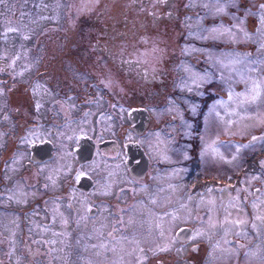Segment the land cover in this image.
<instances>
[{
	"label": "rangeland",
	"instance_id": "1",
	"mask_svg": "<svg viewBox=\"0 0 264 264\" xmlns=\"http://www.w3.org/2000/svg\"><path fill=\"white\" fill-rule=\"evenodd\" d=\"M146 4L148 10L145 8ZM261 5H264V0H169V5L167 0H3L0 3V59L6 70H0V81L4 82L0 85V113L4 105L14 100V95L12 100L7 97L8 82L35 80L39 88L33 86L32 94L37 106L41 102L42 112L45 104L56 107L52 101L58 96L51 94L55 87L64 90L61 95L63 99H59L68 108L76 106L78 102V99L75 100L67 94V91H70L68 86L74 92H83L90 86L94 87V82H102L105 91H110L106 96L122 103L126 110L124 114L126 124L122 121V114L117 113L114 116L117 130L112 132L101 128L99 132L96 122L100 116L96 113V116L91 114L88 117L85 111L93 103L82 104V112H79V108L72 112L78 120L64 122L67 118L63 114L59 115L55 110L56 117L50 124H45L43 134L54 142L53 144L60 151L55 153L53 159L43 164V167L38 168L39 172H31L27 169L26 153L13 149L7 153L0 152V264H23L19 260L14 261L11 257L7 258V255L12 254L14 243L20 240L18 234L21 232V221H27L32 217L30 213L24 214V210L21 213L15 210L26 206L29 198L34 197L36 193L39 194V185L32 184L33 180L38 178L39 182L52 186L49 192L57 194L64 192L62 185L65 179L75 176L74 171L77 172V176L80 175V170L84 171L79 167L75 170V156L77 164L78 159L82 160L81 164L86 162V158L83 159L81 155L83 145L87 143L91 145L92 139L99 133L97 148L104 147L102 146L104 142H101L104 139L121 140L122 143L119 145L128 143L133 148V153L137 151V146L129 140L126 141L132 139L148 149V159L151 162V187L155 184L157 192L151 190V202L145 200L148 193L146 195L142 193L148 186L146 184L132 186V197L124 195L125 221H129L130 225L137 224L140 230L147 229L146 234H151L149 262L146 264H180V258H174L172 253H176L181 244L174 239L171 228L180 223L191 224L189 208L183 207L185 202L182 200L175 199L179 188H176L173 197L161 195L165 190L162 189L167 178L176 177L175 174L165 171L170 170V167L163 162L183 161L174 165L175 167L172 166L180 171L177 176L185 173L189 162L185 156L182 157L180 152L182 150L169 147L170 141L173 143L188 134L197 136V140L201 141V135L204 133V147L209 150L208 153L205 150L203 152L204 160H207L204 167L217 174L227 173V170L229 172L235 170L237 173L234 187L237 194L236 205L230 206L228 210L235 209L232 213L238 214L237 207L252 209L251 200L254 198V190L262 178L256 170L262 164L264 157V123L261 129L251 130L249 136L246 135L251 150L259 152L263 149L251 169L250 161L244 163V160H252L255 152L252 153L244 147L237 148V142L232 148L225 146L217 150L213 148V144L219 134L220 140L228 138L233 140L236 134L245 135L247 130L264 122V90L262 91L264 8ZM158 7H165L168 12L159 22L163 35L157 37L155 41L162 42L163 39L164 42H173V34L169 38L165 33L171 32L169 28L176 24L179 26L176 30L180 33L174 37L183 40L176 44L174 52L167 51V56L164 52L159 55L158 50L151 53V40L141 45L139 43V47L144 48L143 52L134 50V47L127 50L125 46H132L133 41L135 39L139 41L142 36L135 34L131 29V19L128 21L121 18L122 12L125 9L133 12L136 8L141 10L144 8L147 12ZM160 42H157V45L162 46ZM135 46H137L136 41ZM81 49H85L86 53L83 54ZM121 53L125 61H122ZM36 56L40 59L41 65L38 64ZM117 59L119 61H115ZM137 59L142 63L140 67L143 65L149 73L146 74L147 76L139 67L136 68ZM69 81L72 82L68 84ZM212 82L217 91V97L212 99V107L215 111L212 110L203 117L199 124L200 117L198 116V120L195 119L192 107L195 105L204 112L207 109L206 105L210 103L207 100L210 99L200 100L195 94L199 92L203 95L207 91L212 95L209 88ZM220 86L227 88V95L219 90ZM196 87L198 90L195 89ZM35 93H38L36 98ZM78 94L81 96V93ZM71 95L77 96V94ZM155 95L156 101L153 103ZM219 96L221 97L218 98ZM225 99L229 101L222 108ZM31 102L29 100V103ZM142 118L146 120L145 123H141ZM193 119L196 120V127L193 126L195 123L192 125ZM87 122L90 126L86 133ZM186 122V127L190 128V131L184 133L182 127ZM201 129L203 133L200 132ZM143 130L145 131L142 134ZM228 132H233L234 137H227ZM179 133L181 136H176ZM25 135L23 142L31 143L29 151L34 145L40 147L39 151L44 153L50 146L53 148L51 144H47L49 142L32 144L30 140L35 139L32 126L27 128ZM221 145L220 142L219 146ZM100 150L103 152L97 157L101 170L98 174L113 170L110 168L112 162L108 161L122 160L119 163H126L130 158L129 156L123 158L120 154L112 157L115 153L113 148L104 147ZM224 152L230 153V159ZM216 157L220 158L217 163L213 162ZM142 160L145 162L144 158ZM245 174L247 178L244 177ZM105 176L101 175V177ZM96 177L100 178L99 175ZM24 179H27L29 184H20L25 182ZM85 179L86 176L81 175V180ZM106 179L107 177L104 178ZM97 180L95 197L100 202V199L104 198L101 193L103 182ZM119 184L115 181L113 183L114 187ZM173 184L176 186L177 182ZM107 191H111V188ZM215 193L216 190L209 188L202 197L207 196L210 199ZM194 197L197 200L200 196H188L187 201L191 202ZM133 199L135 200L131 210L127 211L126 205ZM261 200L258 208L262 212L264 193ZM81 202L84 206V197ZM100 207L102 210L106 208L101 203ZM180 207L182 208L179 213L174 211ZM59 208H62L61 203ZM151 210L152 215L157 214V216L151 217ZM60 214L63 216L59 217V222L55 217L53 227L43 229L34 222L32 225L35 226L34 235L47 236L44 245H50L51 250L46 248L45 252L50 257L57 256L58 260L54 263L82 264L85 224L82 221L73 222L71 215L66 217V213ZM258 214L259 212L256 215ZM258 220L260 217L257 216ZM80 224H82L81 228H79ZM92 239L89 250L93 254V264L102 263L103 252L115 257L114 262L110 261L112 264H136L142 262L144 258L147 259V254L137 241L131 240V243H125V239V244L120 243L122 247L115 248L116 252H113L104 241L103 233L94 234ZM260 244L264 248V239ZM37 245L44 246L42 242H38ZM254 246L257 247L258 244ZM221 258L222 260L217 264H226L228 258L226 256ZM255 264L262 262L257 261Z\"/></svg>",
	"mask_w": 264,
	"mask_h": 264
},
{
	"label": "flooded vegetation",
	"instance_id": "2",
	"mask_svg": "<svg viewBox=\"0 0 264 264\" xmlns=\"http://www.w3.org/2000/svg\"><path fill=\"white\" fill-rule=\"evenodd\" d=\"M36 58L38 64L41 65L38 56H36ZM0 70H6L1 59ZM35 82V80H29L28 82H20L18 80L6 83L8 86L7 97H10V100H12L14 95V100L4 105L0 113V141H2L0 142V152L7 153V151L13 149L14 151L26 153L28 162L27 169L31 172H39L38 168L43 167V164L53 159L55 153L60 151L59 148L53 144L54 142L50 141V139L43 134L45 124H50L56 117V114H54L55 110L59 112V115L63 114V116L67 118L64 122L75 121L78 119L73 115V110H78L79 108V112H82V104L93 103L91 106L87 107L85 111L88 117H90L91 114L96 116V113L100 116L96 122L99 132H101V128L104 131L110 130L114 132L117 130L116 119L114 118L117 113L122 114V121L125 123L124 114L126 110L123 108L121 102L113 97L108 98L105 95L110 93V91H105L102 82H94V87L90 86L87 91L83 92H74L73 89L68 86L70 91H67V94L75 98V100L78 99L76 106H69L68 108L60 101V99H63L61 95H63L64 90L57 89L55 85L51 84L55 87V89L51 91V94L53 96H58V98L56 97L52 101L56 107L45 104L43 112L40 110L41 102L39 106H37L34 95L32 94L33 86H36V89L39 88L38 84ZM71 82L72 81H69L68 84ZM2 83L4 82L0 81V85ZM78 93H81V96H79ZM37 94L38 93H35V98ZM71 94H77V96ZM29 100L32 102L29 103ZM86 106L87 105H84V107ZM57 119L58 118H56V120ZM140 121L141 123H145L146 120L142 118ZM30 124L35 131V136L33 137L35 139L30 140L32 144L33 142H49L47 144H51L53 148L50 146L45 153L39 151L41 149L40 147H38L35 152L29 151L31 143H25L23 140L26 136L25 132L27 128L31 127ZM81 125L85 126V124L82 123ZM89 126L90 123L87 122L86 133ZM143 128L145 129L144 124ZM119 131L124 132V130ZM144 131L145 130H143L142 134ZM99 135L100 133L96 138L92 139L91 145L88 143L83 145L82 151L86 150L87 152L81 155L83 158H86V162L81 164L82 160L79 161L78 159L77 164L75 156V170L79 167L80 169H84V171L80 170V175L78 176L77 172L74 171L76 174L75 176L73 175L65 179L62 185V190L64 192L61 194L49 192L52 186L49 187L47 184L39 182L38 178L33 180L32 184L39 185V194L36 193L34 197L29 198L26 206L15 210L20 213L24 210V214L30 213L32 217L27 219V221H21V232L18 234V239L20 240L14 243V251H12L11 255H7V258L10 259L11 257L14 261L19 260L23 262V264H56L54 261L56 262L58 260L57 256L50 257V255L45 252L46 248H50L49 251L51 250L50 245H44L45 239H48L47 236H35V226L32 227V225L36 222L43 229L45 227H53L55 217H57V221L59 222V217L63 216V214L60 213H66V217L72 216L73 222L82 221L85 224L83 228L84 263L82 262V264H93V254L89 250V247L93 241L92 236L97 233H103L105 238L104 241L112 248L113 252H116L114 250L115 248L122 247L120 243H124L125 239V243L131 240L139 242L141 248L147 254V259L144 258L142 262L136 264H146L149 262L148 250L149 243L151 242V234H146L147 229L140 230L137 224L130 225L129 221H125L124 216V195L129 197L133 196L132 186H139L141 184L148 185L143 189L142 193L145 195L148 193L145 200L149 202H151V190L157 192L155 184H152L151 187V162L148 159V149L145 145L141 144L140 146L142 148H139L136 144L139 142L127 139L126 141L129 140L135 143L138 148L137 151L132 153L133 148L130 147L128 143L120 146L119 144L122 143L121 140L104 139L101 141L104 142L102 146L115 150L112 157H115L116 154H120L123 158L126 156L130 158L127 159L126 163H119L122 160L108 161L112 162L110 168L113 170L109 173L104 172L98 174L101 170L99 168V163H97V157H100L103 152L100 149H104V147L97 148L99 145ZM143 138H145V136H143ZM73 143H75V140ZM171 144L170 141L169 147H171ZM178 147L179 142L175 140V142H173V148H171L178 150ZM247 149L251 150V146L249 145ZM262 150L259 152L251 150L252 153L255 152L252 156L253 159L244 160V163L245 161H250V169L256 164ZM141 155L144 156L145 162H143ZM192 158V156H189L190 160ZM163 163L169 165L170 170L172 169V171L169 169L165 171H169L170 174H175L176 177H174L175 179L172 176L167 178V182L162 189L165 190L162 191L163 194L161 195L173 197L174 191H177L176 188H179L178 193L175 195V199L185 202L183 207L187 206L190 211L189 221H191V224L180 223L172 227V230L170 229L171 232H174V239L181 244L180 249L176 253H172L174 258H180V264H217L222 260L221 257L223 256L228 258L226 264H255L257 261H261L262 264H264V248H262L260 244V241L264 239V210L261 212L258 208L259 203L262 201L261 196H263L264 193V157H262V164H260L256 170V173L262 176V178L258 187L255 188L254 198L251 200L253 208L246 209L237 207L239 209L238 214L232 213L235 212V209H232V211L228 210L230 206L236 205L235 201L237 194L234 191V187L237 173L235 170L233 172H228L225 177L220 179L223 182L226 181L224 185L215 184L211 187V189L216 190V193L212 194L209 199L207 196L202 197L204 192L208 189L205 191L195 189L193 172L189 171L188 163L186 171L182 176H177L180 174V171L173 167H175L174 165L176 164L183 163V161H164ZM240 172L243 173L241 170ZM83 174L86 176L85 180H81V175ZM103 174L106 175V180H104L105 177H101ZM96 175H99L100 178L96 177ZM158 175L160 174L158 173ZM215 175H217V173H214L212 177ZM244 177L247 178V174H245ZM97 179L103 182L101 193L104 198H101L100 202L95 197V188H97L98 183ZM179 179H181V181H178ZM24 180L25 182H21L20 184H29L27 183V179ZM114 181L120 184L114 187ZM173 182H177V185L175 186ZM110 188L111 191H107V189ZM230 188L232 190L231 192ZM222 190H224V192ZM124 191H126V193H124ZM170 191H172V193ZM112 193L114 194L113 196ZM188 196L200 197L197 200L196 197H194L191 202H188ZM82 197H84V206L81 202ZM135 199L127 203V211L131 210V206ZM60 203L62 204V208H59ZM100 203L106 207L104 210L101 209ZM86 207L88 208L86 209ZM181 208L182 207L176 208L174 211L179 213ZM258 212L259 214L256 215ZM155 216H157V214L151 217ZM257 216L260 217L258 221ZM78 217L82 218L79 219ZM236 219L238 221H235ZM81 227L82 224L79 225V228ZM103 230L105 232H103ZM38 242H42L44 246L39 247L37 245ZM256 244H258L257 247L254 246ZM166 250L168 252L170 251V249ZM218 253H220V255ZM113 257V255L103 252V258H101L102 263L97 262L95 264H110L114 262L115 257Z\"/></svg>",
	"mask_w": 264,
	"mask_h": 264
},
{
	"label": "trees",
	"instance_id": "3",
	"mask_svg": "<svg viewBox=\"0 0 264 264\" xmlns=\"http://www.w3.org/2000/svg\"><path fill=\"white\" fill-rule=\"evenodd\" d=\"M167 4L169 5V0H167ZM145 8L148 10L147 4L145 5ZM167 12H168V10L165 7H158V8H155V9L147 11V12H145L144 8L142 10L139 9V8H136L135 10H133V12L128 11L127 9H125L124 12H122L121 18L122 19L125 18L128 21L131 19V23H132L131 29L133 31H135V34H139V36L140 35L142 36L139 39V41H137L135 39L133 41V45L132 46H125V48L127 50H130L131 47H134V50H137V51L139 50L140 52H143L144 48L139 47V43L141 45V43L143 44L144 42H146V41L149 42L151 40V47H152L151 48V53L154 52L155 50H158V54L159 55H161V53L164 52V55L167 56L168 55L167 51L174 52L176 44H179L183 40V39H179V38H175L174 37L176 34L180 33L178 30H176V28L179 27L178 24H176V26H171L169 28V30L171 32L166 31V33H165V35H168L169 38L172 37L171 35L173 34V42H171V43L167 42V41L164 42L163 39L161 40L162 42L155 41V39L157 37H162V35H163L162 34L163 29H160L159 22L161 20H163V18H165ZM135 41L137 42V46H135ZM157 42H160L162 44V46L157 45ZM125 43L126 42H124V44ZM81 50H82V52H84L83 54L86 53L85 49H81ZM121 57H122V61H125V58L123 57L122 53H121ZM115 61H119V59H117ZM136 64H137L136 68L139 67L144 75L149 74V73L146 72V69L143 68V65L140 67V65L142 63L140 62L139 59L136 60ZM123 67H124V65H123ZM225 84L227 85V83H225ZM215 90H216V86H212L211 89H210V92L212 93V95H209L207 91H205V94H203V95H201L199 92L195 94L196 96L199 97L200 100H202V99L203 100L210 99V100H207L210 103H209V105H206L207 109L204 110V112H202V110L199 111V109L196 108L193 103H190L191 105H194L192 107V111L194 113V116H196V120H198V116L200 117L199 124H200L202 118L205 117L206 115H208L213 110L212 99L213 98L215 99L217 97V91H215ZM219 90L222 93H225L226 95L228 94L227 88L225 86H220ZM263 90H264V86H263L262 91ZM221 96H219L218 98H220ZM228 101L229 100L225 99L224 104H223L224 106H222V108L226 106L225 103L228 102ZM213 111H215V110H213ZM196 120L193 119L192 125H193V123H195ZM263 123L264 122L256 125L257 127H254V128H252L250 130H247L244 133L245 135L237 136L238 134H236V136H235V138L233 140H230L229 138L226 139V140H220L219 138L221 137V135L219 134V136L218 135L216 136V141L213 144V148L216 149V150L219 147H225V146L229 147V148H232V145H234L235 142H237V144H236L237 148L238 147L239 148H242V147L247 148L250 145V142L247 141L246 135L249 136L248 133L251 130H254V129L255 130H259V129H261ZM186 126H187V122L182 127V131L184 133H185V131L186 132L190 131V128H188ZM193 126L196 127V123ZM200 132L203 133L202 129L200 130ZM233 134H234L233 132H228V133H226V136L227 137H230V136L234 137ZM180 136H181V134L179 133L178 137H180ZM201 136H202V140L201 141L197 140V136L193 137V136H190L189 134L186 135L185 137L183 136V138L178 140V142H179L178 150H182V151H180L182 157L185 156V158H187L186 160L189 161L188 162V165H189L188 168H189L190 172L191 171L193 172V176H194L193 183H195V189L200 190V191H205L206 189H209V188L213 187V186H209V185H215V184L224 185L226 183V181L223 182L220 179L222 177H225L229 171L227 170V173L217 174V175L212 177V175L215 173V171H211V170L208 171V169H206L203 166V164L207 161V160H204L203 152L205 150L206 153H208L209 150H206V147H204V143H203L204 133ZM244 139H245V141H244ZM220 142L222 143L221 146H219ZM248 143H249V145H248ZM171 147L173 148V143L171 144ZM183 147H185V148H183ZM226 155L230 159V153L226 154ZM189 156H192L193 158L190 160ZM217 160L220 161V158L216 157L215 161H213V162L217 163L218 162ZM233 171L234 170H232L230 172H233ZM189 188H190V186H189Z\"/></svg>",
	"mask_w": 264,
	"mask_h": 264
},
{
	"label": "water",
	"instance_id": "4",
	"mask_svg": "<svg viewBox=\"0 0 264 264\" xmlns=\"http://www.w3.org/2000/svg\"><path fill=\"white\" fill-rule=\"evenodd\" d=\"M38 147H37V145L35 146L34 145V148H31V151L32 152H35V150L37 149ZM87 151L86 150H84V151H82V153L81 154H85ZM84 159V158H83Z\"/></svg>",
	"mask_w": 264,
	"mask_h": 264
},
{
	"label": "snow or ice",
	"instance_id": "5",
	"mask_svg": "<svg viewBox=\"0 0 264 264\" xmlns=\"http://www.w3.org/2000/svg\"><path fill=\"white\" fill-rule=\"evenodd\" d=\"M2 2H3V0H0V3H2ZM261 7L264 8V5H261Z\"/></svg>",
	"mask_w": 264,
	"mask_h": 264
},
{
	"label": "bare ground",
	"instance_id": "6",
	"mask_svg": "<svg viewBox=\"0 0 264 264\" xmlns=\"http://www.w3.org/2000/svg\"><path fill=\"white\" fill-rule=\"evenodd\" d=\"M141 157H142V158H144V156H143V155H141Z\"/></svg>",
	"mask_w": 264,
	"mask_h": 264
}]
</instances>
